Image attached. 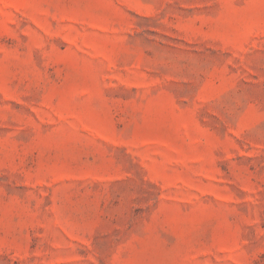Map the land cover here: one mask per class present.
<instances>
[{
    "label": "rangeland",
    "instance_id": "rangeland-1",
    "mask_svg": "<svg viewBox=\"0 0 264 264\" xmlns=\"http://www.w3.org/2000/svg\"><path fill=\"white\" fill-rule=\"evenodd\" d=\"M0 264H264V0H0Z\"/></svg>",
    "mask_w": 264,
    "mask_h": 264
}]
</instances>
